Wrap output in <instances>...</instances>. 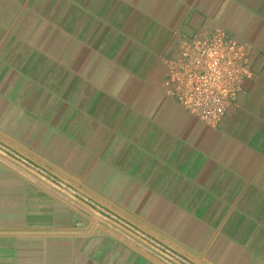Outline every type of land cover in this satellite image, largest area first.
<instances>
[{
	"label": "crops",
	"instance_id": "0c3cea01",
	"mask_svg": "<svg viewBox=\"0 0 264 264\" xmlns=\"http://www.w3.org/2000/svg\"><path fill=\"white\" fill-rule=\"evenodd\" d=\"M253 76L215 126L168 95L194 34ZM0 149L183 264H264V0H0ZM0 264H174L0 156Z\"/></svg>",
	"mask_w": 264,
	"mask_h": 264
},
{
	"label": "built area",
	"instance_id": "2783aa9c",
	"mask_svg": "<svg viewBox=\"0 0 264 264\" xmlns=\"http://www.w3.org/2000/svg\"><path fill=\"white\" fill-rule=\"evenodd\" d=\"M253 76L244 47L224 34L182 38L177 58L168 66V95L181 109L215 126L236 105L242 84Z\"/></svg>",
	"mask_w": 264,
	"mask_h": 264
},
{
	"label": "water",
	"instance_id": "95a60500",
	"mask_svg": "<svg viewBox=\"0 0 264 264\" xmlns=\"http://www.w3.org/2000/svg\"><path fill=\"white\" fill-rule=\"evenodd\" d=\"M0 156L8 159L12 163H14L17 166L23 168L24 170H26L27 172H29L30 174H32L33 176H35L36 178H38L39 180H41L42 182H44L45 184H47L48 186H50L51 188H53L54 190L58 191L59 193H61L65 197H67L68 199L72 200L73 202H75L76 204H78L79 206H81L82 208H84L85 210H87L88 212H90L91 214H93L94 216H96V217L100 218L101 220L109 223L110 225L118 228L122 232L126 233L127 235H129L130 237L134 238L138 242H140L143 245L147 246L148 248H150L154 252L158 253L162 257L166 258L170 262H172L174 264H183L180 261H178L177 259H175L172 256H170L169 254L163 252L162 250H160L159 248H157L156 246H154L153 244H151L150 242H148L147 240H145L141 236L135 234L130 229H128L125 226L121 225L117 221H115V220H113V219L105 216L104 214L100 213L99 211H97L96 209H94L92 206H90L89 204H87L86 202H84L83 200H81L80 198H78L77 196H75L74 194H72L71 192H69L68 190L62 188L61 186H59L58 184H56L53 181L49 180L48 178H46L42 174L38 173L37 171L29 168L27 165H25L21 161L15 159L14 157H12L11 155H9L8 153H6L5 151H3L2 149H0Z\"/></svg>",
	"mask_w": 264,
	"mask_h": 264
}]
</instances>
